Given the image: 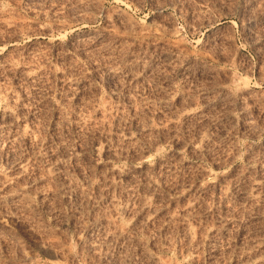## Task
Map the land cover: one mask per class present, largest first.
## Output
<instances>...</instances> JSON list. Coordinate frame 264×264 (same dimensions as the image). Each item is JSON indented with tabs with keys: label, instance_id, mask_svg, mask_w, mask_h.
<instances>
[{
	"label": "rangeland",
	"instance_id": "rangeland-1",
	"mask_svg": "<svg viewBox=\"0 0 264 264\" xmlns=\"http://www.w3.org/2000/svg\"><path fill=\"white\" fill-rule=\"evenodd\" d=\"M0 264H264V0H0Z\"/></svg>",
	"mask_w": 264,
	"mask_h": 264
}]
</instances>
